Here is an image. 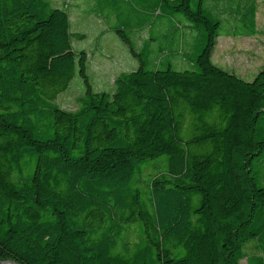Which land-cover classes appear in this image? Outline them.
<instances>
[{"label":"trees","instance_id":"trees-1","mask_svg":"<svg viewBox=\"0 0 264 264\" xmlns=\"http://www.w3.org/2000/svg\"><path fill=\"white\" fill-rule=\"evenodd\" d=\"M173 1L202 38L191 69H145L116 30L139 68L107 93L51 0H0L1 260L239 264L254 243L264 257V65L248 82L211 60L220 14L230 36L256 34L255 0ZM76 69L84 94L62 109Z\"/></svg>","mask_w":264,"mask_h":264},{"label":"rangeland","instance_id":"rangeland-1","mask_svg":"<svg viewBox=\"0 0 264 264\" xmlns=\"http://www.w3.org/2000/svg\"><path fill=\"white\" fill-rule=\"evenodd\" d=\"M51 1L68 16V32L84 35V39H72L71 47L76 54L86 53V74L94 92L112 93L118 75L139 68V62L131 56L116 30H122L130 40L145 69L163 67L168 62L174 70L191 69V62L202 45L200 34L171 9L179 1L169 0V5L159 0ZM205 1L211 5L210 0ZM191 5L193 8V0ZM255 5L256 34L250 38L230 36L233 18L226 12L220 14L222 26L211 55L214 65L248 82L264 65V0H255ZM83 94L84 85L76 69L68 89L57 97L56 103L62 109L73 110ZM258 128L263 139L264 123ZM254 174L264 177V162ZM254 244L245 249L246 258L239 264H246L248 258H261L264 263L260 246Z\"/></svg>","mask_w":264,"mask_h":264},{"label":"water","instance_id":"water-1","mask_svg":"<svg viewBox=\"0 0 264 264\" xmlns=\"http://www.w3.org/2000/svg\"><path fill=\"white\" fill-rule=\"evenodd\" d=\"M0 264H18V263L11 261V260H1L0 259Z\"/></svg>","mask_w":264,"mask_h":264}]
</instances>
